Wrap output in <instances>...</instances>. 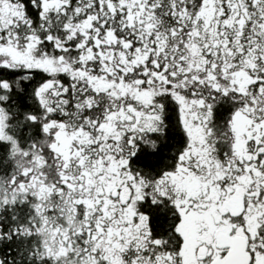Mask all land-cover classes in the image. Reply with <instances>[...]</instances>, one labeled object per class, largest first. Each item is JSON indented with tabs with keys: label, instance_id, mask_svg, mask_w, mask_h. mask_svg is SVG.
<instances>
[{
	"label": "snow or ice",
	"instance_id": "obj_1",
	"mask_svg": "<svg viewBox=\"0 0 264 264\" xmlns=\"http://www.w3.org/2000/svg\"><path fill=\"white\" fill-rule=\"evenodd\" d=\"M0 264H264V0H0Z\"/></svg>",
	"mask_w": 264,
	"mask_h": 264
}]
</instances>
